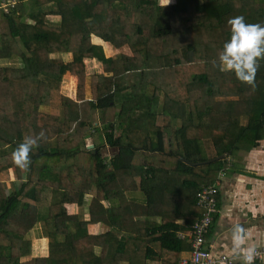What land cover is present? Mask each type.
<instances>
[{"label": "trees", "instance_id": "16d2710c", "mask_svg": "<svg viewBox=\"0 0 264 264\" xmlns=\"http://www.w3.org/2000/svg\"><path fill=\"white\" fill-rule=\"evenodd\" d=\"M236 16L264 26V0H0V264H179L192 249L178 234L201 216L197 190L213 186L218 208V173L264 140V58L252 84L219 68ZM85 59L102 73L87 77ZM68 76L75 100L58 91ZM29 137L21 168L13 153ZM103 216L106 230L90 233ZM38 225L48 255L21 262Z\"/></svg>", "mask_w": 264, "mask_h": 264}, {"label": "crops", "instance_id": "0c3cea01", "mask_svg": "<svg viewBox=\"0 0 264 264\" xmlns=\"http://www.w3.org/2000/svg\"><path fill=\"white\" fill-rule=\"evenodd\" d=\"M159 3L163 5V0H159ZM86 61L97 62L95 60ZM100 65V62L95 64V69L98 70L99 67L101 69ZM97 73L99 72H95L96 75H98ZM101 73L100 71L99 74ZM86 75L88 74L86 73ZM75 95L74 90V97ZM84 95L85 99L89 100L91 94L88 80ZM94 120H98L97 116L96 119L94 117ZM86 137H88L90 146L93 148V141L90 135H86ZM104 146L103 155L108 157L114 154V150L112 151L108 145L105 144ZM87 147L85 148L87 149ZM228 161L230 162L228 165L229 169L225 172L221 171L222 173L219 172L216 178L215 185L218 190L217 215L211 232L209 231L205 238V248L215 258L226 256L234 258L233 264H245L243 257L249 250L257 249L264 252V140L259 141L255 148L247 152L239 150L236 156L229 158ZM129 199V201L144 206L147 205L146 199L136 197H130ZM75 212L78 213V209ZM160 213V206L151 210L147 209V215L151 218L158 219ZM105 222L104 216L97 217L96 224L90 225L91 229H96L93 233L100 234L104 232L106 230L103 227ZM237 226L242 229L241 235L244 237L238 246L233 238V230ZM28 240L31 246V253L21 259V262L29 261L33 258L47 257L48 240L44 229L40 225L30 232ZM187 255L188 253L183 254L181 259ZM252 264H264V254L261 261H252Z\"/></svg>", "mask_w": 264, "mask_h": 264}, {"label": "clouds", "instance_id": "9594fccd", "mask_svg": "<svg viewBox=\"0 0 264 264\" xmlns=\"http://www.w3.org/2000/svg\"><path fill=\"white\" fill-rule=\"evenodd\" d=\"M230 39L223 45L219 54V68L232 71L237 79L252 84L258 67V60L264 58V26L259 23H245L243 16L230 18ZM37 144L34 138H26L13 153L14 162L18 167L27 168L29 152ZM242 229L237 226L233 230V238L238 246L244 239ZM253 252L249 250L243 259L245 264H252Z\"/></svg>", "mask_w": 264, "mask_h": 264}, {"label": "built area", "instance_id": "2783aa9c", "mask_svg": "<svg viewBox=\"0 0 264 264\" xmlns=\"http://www.w3.org/2000/svg\"><path fill=\"white\" fill-rule=\"evenodd\" d=\"M222 173V172H220ZM215 189L213 186H201L196 192L197 208L201 211V216L197 218L190 229L178 234L179 239H187L191 244V251L181 259L179 264H233L234 258L219 256L217 258L210 255L203 249L205 236L209 233L215 214L217 213ZM253 260L261 261L264 252L254 249L252 251Z\"/></svg>", "mask_w": 264, "mask_h": 264}, {"label": "rangeland", "instance_id": "374dc122", "mask_svg": "<svg viewBox=\"0 0 264 264\" xmlns=\"http://www.w3.org/2000/svg\"><path fill=\"white\" fill-rule=\"evenodd\" d=\"M171 2H173L174 3V0H163V5L165 6V5H171ZM5 7H6V5H3V8L5 9ZM92 42L94 43V44H101V46L103 47V50H104V54H105V56H110L111 55V52H110V49L104 44V43H100V41H98L96 38H92ZM12 45V44H11ZM10 45V47H12ZM9 51H10V53H12L13 55H15V56H17V57H19V58H21V54H22V51L21 50H17L16 48H9ZM21 51V52H20ZM125 51L128 53V51H127V49H125ZM22 56H23V54H22ZM22 62H24V64L25 65H28L29 64V62L27 61V60H25L24 59V61H22ZM98 62H90V61H86V59H85V63H84V66H85V72L88 74L87 75V77H89L91 74L92 75H94L95 74V72H99L100 73V71L102 72V65H100L101 66V69H100V67L98 68V70H96L95 68L96 67H94V65L95 64H97ZM101 64V63H100ZM99 73H97V74H99ZM35 76V75H34ZM130 77L131 76H125V78H126V80H127V84H129V80H130ZM65 82H67L68 84L66 85V89L64 90V83ZM75 82V83H74ZM144 88V87H143ZM41 89H42V85L41 84H39V87H38V90L39 91H41ZM76 89H77V80H76V78L75 77H73V76H71V77H65V78H63V80L61 81V83H60V85H59V89H58V91H59V94H60V96L61 97H65V98H69V99H71V100H75V98H76V95H75V97H74V90H75V94H76ZM61 90H62V93H61ZM38 91V93H40ZM145 91H146V93L147 94H152V91H153V88L152 87H150V86H145ZM84 92H85V88H84ZM164 93L163 92H161V93H159L158 94V98H159V100H158V102H157V104H156V112H161V109L163 110V105H164V100H163V98H164V95H163ZM85 96V95H84ZM72 97H74V98H72ZM73 102H75V101H73ZM71 105H73V104H71ZM173 109H175V107H172ZM38 109V106H37V103H35L34 104V108H33V114H36L38 111H36ZM35 110V111H34ZM39 110H41V109H39ZM43 110V112L45 113V112H47V109H42ZM94 117H95V119H96V116L92 113V116H91V118H90V120L92 121V123H91V125L92 126H94V124L96 123H98V120H94ZM175 123L176 124H179L180 123V121L177 119V120H175ZM85 138V137H84ZM87 138H85V141H84V145H85V147L86 146H90V142H89V140L87 139ZM109 148V147H108ZM107 149V148H106ZM112 151H113V149H112ZM108 157H110V155L108 156ZM10 171H12L13 172V169H11ZM12 180H15V176H13L12 177ZM5 187H9V184L8 183H6L5 184ZM78 209V213L79 214H82V213H84L83 211H82V209L80 208V207H73V208H71L70 206H68L67 207V211L69 212V213H71V212H75V210H77ZM94 230H96V229H89V232L90 233H93V231ZM98 230V229H97ZM253 261H255V260H253Z\"/></svg>", "mask_w": 264, "mask_h": 264}, {"label": "water", "instance_id": "95a60500", "mask_svg": "<svg viewBox=\"0 0 264 264\" xmlns=\"http://www.w3.org/2000/svg\"><path fill=\"white\" fill-rule=\"evenodd\" d=\"M88 138V137H86ZM92 147L91 146H88L87 147V150H90ZM223 159V156H220V157H216L214 159H211V160H208V161H205V162H201V163H196V164H192L194 166H199V165H206V164H210V163H213V162H216V161H220ZM186 162V161H185ZM188 163V162H187ZM189 164V163H188Z\"/></svg>", "mask_w": 264, "mask_h": 264}]
</instances>
